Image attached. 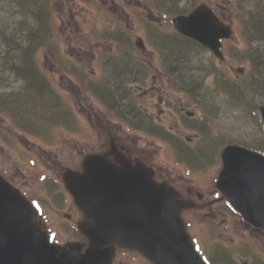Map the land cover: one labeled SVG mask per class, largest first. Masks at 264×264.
<instances>
[{
  "label": "rangeland",
  "instance_id": "374dc122",
  "mask_svg": "<svg viewBox=\"0 0 264 264\" xmlns=\"http://www.w3.org/2000/svg\"><path fill=\"white\" fill-rule=\"evenodd\" d=\"M104 3H107L108 8L114 6L113 8H121L119 11L120 14L124 16L125 19H127L128 24L131 25L134 29V38H131V40H124L122 42V45L120 48H117L115 43H108V48L113 47V49L110 51V53L114 52H129L133 56V60H127V61H122L123 66L124 65H129V63H135L136 64H141L142 66V74H138L135 77V71L132 69V71H129L131 78L128 80V85L129 87L132 86L133 89H135V85L137 82H144V80H150L152 81V77H161L160 74V69H168L166 66L171 62L175 63V61L180 58L179 54L181 50H185V60L184 57L181 59L183 62L181 64H184L183 67L185 68L184 73H186L187 78H189V81L187 82L188 84L191 83V81L196 82L198 81L199 83H205V90L206 94H204L201 98L198 99L197 96L191 95V91L182 88L179 86V84L176 82L177 86L175 85L172 89L167 88L166 84L164 83L163 80L159 81L157 79L156 83V88L152 92L151 90H148L146 93V90H141L138 89L137 91V98L135 99V103L141 107L142 111H147V116H154V118L159 119L161 124L158 122L156 123V126H158L159 129L163 130L167 135H169L171 138H175L177 143H180V147L184 148L185 143L197 148V146L201 149V155L206 157L207 154L205 150L211 148H215V151L224 144L225 142L231 141V140H236L239 142L242 141H250L255 135L259 134V126L252 121V117L248 115V112L244 111L240 106L237 104H233L230 100L227 99V94L224 92H221L218 90L219 84L222 82L229 83L231 85H237V80L232 79L236 77L239 80V74L236 73L239 70V65L237 62L239 61L240 58H245V54L243 51L246 52L245 49H243L244 44L243 40L241 39L240 36H234L232 38L233 42L232 44L229 45L231 46L234 50L232 53L229 55L228 62L226 63H221L216 59V72L217 74H214L213 70L210 72L207 71L209 68L210 63V57L212 54L207 50L203 49L199 45H197L196 42L193 40H189L185 38V36L176 34L174 28L172 25L165 24L162 22V17L159 12H155L150 10L149 8H146L144 11L147 15V17L154 23V29L151 31L144 30V26L139 24L138 20H136V15L138 13H135V5H140L141 2L139 0H101ZM71 3V4H70ZM74 4V5H73ZM68 2L67 10L62 12L61 14L65 16L66 22L63 24L66 26H61L60 28V33H62V39H64L67 43L62 44L64 54L70 58L68 62H71L72 64L70 65V68L73 69V66H77L76 64L79 62V60L83 61V59H78L76 57V54L78 53V50L75 48V42L72 37V34L78 33V32H85L89 29L90 24H95L98 23L97 18L95 15H93V10L90 8H86L85 5L83 4L82 1L77 0L75 3ZM123 4V8L121 7ZM121 5V6H120ZM177 10V6L175 8V11ZM131 14V16H129ZM225 14V13H224ZM152 15V19H151ZM129 16V18H128ZM106 25L104 22L100 24V26ZM67 27V32H63V28ZM75 30V31H74ZM152 32V33H151ZM22 34H25L24 31L21 32ZM161 36H168L169 41L171 40V44L169 41H166L167 45H172V46H163L160 45L161 41L158 40L160 39ZM141 37V38H140ZM61 38V34L59 36ZM139 40L142 41V45L138 46L136 44V41ZM158 40L159 44L156 42ZM95 42V41H93ZM243 50V51H242ZM93 56V54L91 55ZM89 59H85V68L89 72L91 70H95L97 72L96 76H102L104 71L105 74H107V71H109L110 76L108 79L111 81V88L112 90L117 88V84L115 83L116 81V76L114 75L112 69H107L105 71L103 67V63L101 61H94L96 56H93ZM125 55L121 54L118 55L117 57L125 58ZM170 57V60H169ZM72 61L76 62L73 63ZM117 60L116 58L113 59V63H116ZM185 62L187 63L185 65ZM163 63V64H162ZM165 64V65H164ZM53 68L55 71L62 73L61 67L57 64L56 65L52 64ZM65 66V65H64ZM66 67V66H65ZM250 65L248 63H245L243 73L246 74L249 72ZM60 69V70H59ZM175 72L173 73V76L176 77V75L179 74L178 68H174ZM138 73V72H137ZM191 73V74H190ZM73 74L75 75V70L73 69ZM155 74V75H154ZM160 74V75H159ZM186 75H183L182 78H186ZM192 77H189V76ZM218 75V76H217ZM229 76L228 78L226 77ZM217 76V77H216ZM234 76V77H233ZM88 77V76H87ZM153 77V78H154ZM59 76L56 77L57 82H59ZM74 78V76H73ZM96 80H99L98 77H94ZM128 78V77H126ZM143 78V79H142ZM71 85V84H67ZM147 87V86H146ZM69 88V86H68ZM212 88V92H211ZM245 88V91L241 93L249 94L250 88L249 84L246 86H243ZM75 91V88H73ZM78 96L80 97V100H77L76 96L73 93V90L69 91L70 96L74 100L77 101V104L79 103L80 105H72L73 110L77 113L80 112L83 115V119L87 120L86 117H91L93 118L94 114V108L97 111V118H100V122L98 119L95 120V124L98 125L97 130H90V134H101L100 142L104 143L106 140L104 136V130L101 128V126L106 127V128H112L113 131L117 133H120V129L118 127L121 126V122L118 121L119 117L116 116L115 121L113 122H108L107 118L103 113L101 112L100 107L103 108L104 112H108V106H102V100L101 96L98 95L96 92L94 93L93 90L91 91L90 89L88 90L89 95L82 93L81 89L79 88L78 85ZM220 93H219V92ZM205 95H209L210 100L212 101V105L216 104L218 108V114L219 118H216L214 120L208 119L207 122L202 120L199 114H196L195 117L197 120H200L201 123L205 130L203 132L204 138H200L195 142V139L199 137L198 135L195 136V130L191 129L189 125H187V120H189L190 116H185V119L183 117H177L176 114L171 110H169V103L172 100H179V102H182L185 104L188 108L189 111L192 113H197L199 111L198 109V102L200 99L203 101L205 98ZM197 97V98H196ZM163 98V100H161ZM160 99V100H159ZM97 103L98 105H95ZM102 103V104H101ZM160 103L163 104L160 106ZM178 103V101L176 102ZM107 104V103H106ZM119 106L118 104H115L113 107ZM79 113V114H80ZM79 118H81L79 116ZM81 118V119H82ZM88 121V120H87ZM109 123V124H108ZM88 124L90 122L88 121ZM37 123H34L33 126H37ZM118 125V127H115ZM209 126V128H208ZM208 128V130H207ZM172 129V130H171ZM180 132V133H178ZM180 135V136H178ZM126 139H130L131 141L127 140V143L134 147L136 150V147H139L141 150H145V153L148 155L146 159L148 160L149 163L152 164V161L154 162L156 167L158 169L156 170L157 177L163 178H168L171 182L176 183L177 186L181 188V190L186 194L190 195V197L193 200H198L197 199V194L199 192H205L207 191L202 184H198L195 180V178H190L185 175V172L177 167H174L173 163L171 160L166 158V146L164 144H161L159 141H152L148 140L147 138H144L141 136V140L139 141V137L137 136H128ZM194 140V141H193ZM21 141H24V145L27 147L28 151L32 154L39 155L40 161L43 163L41 166H43L45 169H52L55 167L54 165V158L56 155H58L61 160L63 157L62 154L66 155V160H72L73 157L75 158L76 156H80L78 153L79 151L75 149V144L72 141L70 143V147H67L66 152L63 153L61 147L53 148L49 153H45L43 151V148L40 146V144L37 142V144L34 143L33 139L32 141L29 139H24L21 138ZM82 142L77 143V145H81L86 147L87 150H92L95 151V148H93L94 145H96L98 140H92L86 139L81 140ZM212 144V145H211ZM213 146V147H212ZM38 149L40 151H38ZM97 149V147H96ZM185 149V148H184ZM149 150V152H148ZM152 152L154 154H152ZM73 153H76L72 155ZM63 159H65L63 157ZM17 160L21 163V165L17 162ZM53 160V161H52ZM205 162V159L202 158L201 163L203 164ZM21 166V167H20ZM216 168L219 165H215ZM203 168V167H202ZM220 168V166H219ZM0 169H9L7 176L11 179L14 180V182L17 184V186H22V188L26 189H35V183L39 180L38 178L36 179V172H33L31 169L32 167L30 166L29 162L24 161L19 157V155L16 154V152H12L11 150H7L4 147L0 149ZM20 170V171H19ZM218 169H216V172ZM33 173V175H32ZM189 190L192 191V194H189ZM33 191V190H30ZM38 192V191H34ZM40 193H45L41 192ZM45 195H41V200H44L52 209H49L52 211L50 213V217L55 221L56 217H61L65 215V212H69L66 210H63L61 208V211L57 210L58 208L53 205V202L51 200H45L43 197ZM220 206V205H219ZM194 209H188L184 211L182 214L185 216V218H189L192 215L194 216V219L196 221L202 220L204 222V225L207 227H211L212 232H216L218 230L217 227H215L216 224L212 225H207V220L204 219L201 214H196ZM229 215V213H228ZM232 217V215H230ZM233 218V217H232ZM210 220V219H209ZM50 228H53L54 231L60 232L58 226H55L53 222H49ZM66 229V228H65ZM69 237V233H67L66 230H64V239H67ZM224 240L227 241V239L224 237ZM130 256H127L124 260L123 264H127L129 261ZM118 264H122L121 262ZM134 264H148L147 262L143 263L141 260H139L138 263Z\"/></svg>",
  "mask_w": 264,
  "mask_h": 264
},
{
  "label": "water",
  "instance_id": "95a60500",
  "mask_svg": "<svg viewBox=\"0 0 264 264\" xmlns=\"http://www.w3.org/2000/svg\"><path fill=\"white\" fill-rule=\"evenodd\" d=\"M202 10L203 15L191 17L194 18L196 29L184 31L212 47L221 56L219 38L230 33L227 27L224 32L222 29L219 31V28L215 30V25L220 27L221 24L206 7L202 6ZM202 10H198L196 15ZM203 19L212 28L214 25L215 31L209 29L213 35H209L203 28L204 23L201 25L200 22L203 29L199 28V21ZM236 149L231 146L225 151L227 164L230 165L232 159L235 160L232 152ZM247 157L239 166L243 173L238 177L234 190L232 193L225 190L229 193L231 203H235L243 211L249 210L257 200L262 202L264 196V158L256 153ZM227 174L225 169L223 186ZM147 187L148 194L143 192L140 197H132L123 210L124 215L121 212L119 216L109 217L108 222L100 220L96 228H89L93 245L88 250L87 257L79 259L68 256L70 253L66 248L48 244V237L41 232L31 205L0 178V264H48L49 258H52L51 264H70L69 258L75 264H93L95 252L98 256L100 254L97 264H109L110 245L114 240L139 248L161 264H205L193 250L192 241L179 216V210L184 205L176 201L175 194L167 188L161 191L158 185L152 183H148ZM8 251L15 252L17 257Z\"/></svg>",
  "mask_w": 264,
  "mask_h": 264
},
{
  "label": "trees",
  "instance_id": "16d2710c",
  "mask_svg": "<svg viewBox=\"0 0 264 264\" xmlns=\"http://www.w3.org/2000/svg\"><path fill=\"white\" fill-rule=\"evenodd\" d=\"M42 1V0H41ZM151 1L152 4L155 6L158 4L164 5L165 3H168L170 0H148ZM160 1V2H159ZM202 0H194L193 3H198ZM211 5L217 6L218 4H222L223 0H207ZM4 2H10L11 6L16 7V3L8 1V0H0V14L4 10V6L1 4H4ZM234 12L235 15L240 20V25L243 27L245 25L247 26H254L255 33H260V30H264V24H261L260 21L264 20V0H234ZM47 11V10H46ZM39 15L43 17L45 15L42 12H39ZM14 37L12 34L10 38ZM13 44H16L15 41L12 40ZM263 50V51H261ZM261 51V52H259ZM33 54L35 53L32 51ZM31 52L29 50L22 51L21 60L26 58V56L30 55ZM250 65V62L253 63L256 67H262V64H264V44H260L258 50L256 49L254 53L252 52V55L250 59H247V61Z\"/></svg>",
  "mask_w": 264,
  "mask_h": 264
},
{
  "label": "bare ground",
  "instance_id": "6f19581e",
  "mask_svg": "<svg viewBox=\"0 0 264 264\" xmlns=\"http://www.w3.org/2000/svg\"><path fill=\"white\" fill-rule=\"evenodd\" d=\"M261 22V24H264V20H262V21H260ZM264 31V30H263Z\"/></svg>",
  "mask_w": 264,
  "mask_h": 264
}]
</instances>
